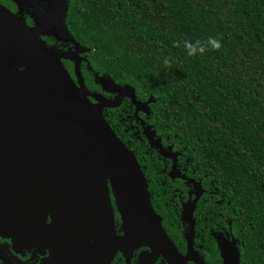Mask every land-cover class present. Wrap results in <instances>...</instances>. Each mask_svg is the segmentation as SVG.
Segmentation results:
<instances>
[{"label":"trees","instance_id":"obj_1","mask_svg":"<svg viewBox=\"0 0 264 264\" xmlns=\"http://www.w3.org/2000/svg\"><path fill=\"white\" fill-rule=\"evenodd\" d=\"M63 2L59 24L67 40L51 31L50 37L69 52L77 43L90 50L80 55L88 90L114 99L116 93L104 89L114 82L135 88L141 102L155 100L150 114L140 116L188 182L176 179L172 160L150 144L129 99L104 114L135 153L153 208L177 249L186 252L182 202L194 201L201 185L194 212L201 259L223 264L222 234L230 244L236 241L240 264H264V0ZM209 37H222L220 51L189 57L173 46ZM65 64L77 80L75 63Z\"/></svg>","mask_w":264,"mask_h":264},{"label":"water","instance_id":"obj_2","mask_svg":"<svg viewBox=\"0 0 264 264\" xmlns=\"http://www.w3.org/2000/svg\"><path fill=\"white\" fill-rule=\"evenodd\" d=\"M48 1L52 9L48 28L67 40L59 24L64 2ZM33 2L25 0L22 5ZM42 32L0 5V217L12 216L10 224L17 226L12 232L23 241L36 234L47 238L53 251L48 264H111L119 252L130 264L142 248L151 252L140 255V264H154L159 258L166 264H206L194 248V212L202 186L193 203L183 207L182 221L188 229L187 251L182 254L153 208L135 153L104 114L129 99L136 117L141 112L149 115L154 98L141 102L135 88L114 82L104 88L116 93L114 99L91 93L80 74V55L90 50L77 43L67 53L46 44ZM64 60L75 63L77 80ZM142 126L150 144L173 160L176 170L177 158L166 152L144 121ZM13 192L18 198L11 204L3 196ZM49 213L54 220L46 226ZM217 242L223 264H240L239 253H233L235 240L230 244L218 234Z\"/></svg>","mask_w":264,"mask_h":264},{"label":"flooded vegetation","instance_id":"obj_3","mask_svg":"<svg viewBox=\"0 0 264 264\" xmlns=\"http://www.w3.org/2000/svg\"><path fill=\"white\" fill-rule=\"evenodd\" d=\"M25 0H0V5H2L4 8H6L8 11H10L13 15H15L18 18H22L26 24L34 29L37 30H43L41 33V39L48 44L49 46H56L58 49L63 50L67 53H70L67 51L68 46H65L64 43L61 44L57 41H55L50 33L49 24H51L52 21V9L50 7V2L48 0H34L31 4L22 5V2ZM50 37L51 41L56 42L57 44L48 43L47 39ZM47 38V39H46ZM63 41V40H62ZM59 44V45H58ZM63 46V47H60ZM66 47V48H65ZM64 60L63 63L65 64ZM67 68V67H66ZM22 69L19 70H11L9 72H21ZM70 72V71H69ZM72 75V74H71ZM73 76V75H72ZM74 78V77H73ZM92 100V99H91ZM126 100V99H125ZM125 100L123 102H125ZM93 101V100H92ZM95 102V101H93ZM123 104V103H122ZM134 111V117L136 121L142 126L143 118L140 116L139 113L138 117L135 116V106H133ZM131 108V106H130ZM144 114V113H142ZM145 122V121H144ZM146 126V124H145ZM144 130V129H143ZM169 159V158H168ZM173 163V175L176 179H182L186 182H188V178L181 175L179 170V161L177 160L176 163V170ZM110 186V185H109ZM110 196L112 200L113 209L115 212V220H116V226L118 233L120 232L121 227V221L119 219V213L116 209V201L113 197V194L111 193L110 189ZM5 199L8 200L9 203L13 204L15 203L16 199L18 198L16 196V193H8L4 194L3 196ZM188 201L193 200L190 199ZM182 202V211L180 215V220L182 221V214H183V207L188 202ZM12 216L3 217V215L0 217V264H48L49 260L52 258L53 251L51 249L50 243L48 242L47 238H44L40 235H34L30 240L23 241L21 235L17 233H13L11 228H16V223L14 225L10 224ZM15 217V216H14ZM162 218V217H161ZM54 220V216L52 214H47L46 219V226L52 225ZM163 220V219H162ZM13 222V221H12ZM184 225H186L187 229L188 226L186 222H183ZM187 232V231H186ZM187 246V243H186ZM187 251V248H186ZM145 252H151L147 248H142L134 253V256L131 260L130 264H140V255ZM183 254H186L183 253ZM154 257L151 261H153ZM111 264H128L126 258L124 257L122 252H119L114 260L111 262ZM154 264H166L162 258H159L156 260ZM190 264V263H189ZM193 264V263H191Z\"/></svg>","mask_w":264,"mask_h":264},{"label":"clouds","instance_id":"obj_4","mask_svg":"<svg viewBox=\"0 0 264 264\" xmlns=\"http://www.w3.org/2000/svg\"><path fill=\"white\" fill-rule=\"evenodd\" d=\"M173 46L176 48H183L189 57H196L198 55H205L209 50L217 52L220 51L223 47V43L222 37H209L206 41L197 40L193 42L187 39L176 40ZM163 63L165 67H171V57H165Z\"/></svg>","mask_w":264,"mask_h":264}]
</instances>
